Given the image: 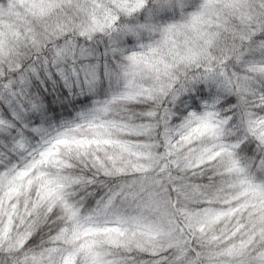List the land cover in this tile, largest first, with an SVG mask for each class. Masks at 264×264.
<instances>
[{"label":"snow or ice","instance_id":"6c2138e0","mask_svg":"<svg viewBox=\"0 0 264 264\" xmlns=\"http://www.w3.org/2000/svg\"><path fill=\"white\" fill-rule=\"evenodd\" d=\"M0 264H264V0H0Z\"/></svg>","mask_w":264,"mask_h":264},{"label":"trees","instance_id":"16d2710c","mask_svg":"<svg viewBox=\"0 0 264 264\" xmlns=\"http://www.w3.org/2000/svg\"><path fill=\"white\" fill-rule=\"evenodd\" d=\"M71 111V110H70ZM62 115H64L63 113H62Z\"/></svg>","mask_w":264,"mask_h":264}]
</instances>
